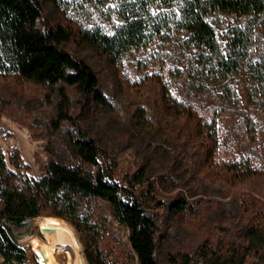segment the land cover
<instances>
[{
    "label": "rangeland",
    "instance_id": "rangeland-1",
    "mask_svg": "<svg viewBox=\"0 0 264 264\" xmlns=\"http://www.w3.org/2000/svg\"><path fill=\"white\" fill-rule=\"evenodd\" d=\"M39 1L43 14L37 26L43 31L58 27L74 31V38L62 47L93 68L100 79L99 92L110 107H101L77 88L67 87L72 119L56 130L52 123L60 99L57 87L38 85L15 75L0 76V159L5 170L16 175V184L24 179L40 180L51 161L84 172L96 171L81 162L71 145V136L83 130L97 140L105 153L99 165L122 186H128L154 218L160 258H174L181 264H204L201 254L207 250H221L233 242L241 244L245 231L264 215V180L233 189L224 187L196 157L191 126L166 111L160 86L146 79L161 76L173 98L195 106L206 122L211 121L219 105L220 90L214 88L201 100L195 97L181 40L164 44L159 39L147 52L126 56L115 71L80 41L82 30L113 33L120 23L115 2ZM220 18L215 26L225 48L228 27L237 24V20ZM251 51L253 58L264 55V29L256 31ZM236 88L240 106L219 123L216 162L222 170L234 161L251 159L258 170H264V115L249 111L244 79L237 80ZM141 110L150 121L144 132L136 122ZM250 115L254 116L255 130L249 127ZM182 199L189 202V208L174 213L173 204ZM85 212L92 226L89 230L80 231L73 222L54 216L9 226L17 245L34 260L37 255L31 249V240L36 238L47 246L38 222L45 217L71 226L87 264L89 252L101 257L104 264H139L131 248L130 231L118 224L110 203L90 200ZM67 251L69 262L74 261L73 247L68 246ZM246 262L264 264L259 256L248 257Z\"/></svg>",
    "mask_w": 264,
    "mask_h": 264
},
{
    "label": "trees",
    "instance_id": "trees-1",
    "mask_svg": "<svg viewBox=\"0 0 264 264\" xmlns=\"http://www.w3.org/2000/svg\"><path fill=\"white\" fill-rule=\"evenodd\" d=\"M107 1L117 4L120 23L113 33L82 30L80 41L117 71L129 54L147 52L159 39L164 44L180 39L195 97L201 100L214 88L220 90L219 105L211 121L206 122L195 106L173 98L161 76L146 79L160 86L166 111L191 126L196 157L224 187L233 189L264 180V170H258L251 159L234 161L222 170L216 162L219 123L240 106L237 80L242 78L246 82L249 111L264 115V55L258 58L251 55L256 31L264 29V0ZM42 14L39 0H0V76L15 75L38 85L57 87L60 99L52 124L58 130L63 122L72 119L67 87L77 88L101 107L110 105L99 92L100 79L93 68L62 47L74 38V31L65 27L41 30L37 23ZM223 16L237 20V24L228 27L225 48L215 26ZM136 122L142 132L150 127L144 110L136 115ZM248 124L255 130L253 115L249 116ZM70 141L81 162L96 171L84 172L51 161L40 180L24 179L16 184V175L6 171L0 159L2 264H24L27 258L9 225L54 216L73 222L80 231L89 230L92 226L85 205L93 199L110 203L116 220L130 231L131 248L139 264H181L174 258H160L154 218L128 186L117 183L116 177L99 165L104 152L97 140L80 130ZM189 206L187 200H177L172 210L181 213ZM242 239L241 244L233 242L221 250H207L201 254L203 263L247 264L248 257L258 256L264 261V215L249 226ZM87 258L90 264H104L101 257L98 259L90 252Z\"/></svg>",
    "mask_w": 264,
    "mask_h": 264
},
{
    "label": "bare ground",
    "instance_id": "bare-ground-1",
    "mask_svg": "<svg viewBox=\"0 0 264 264\" xmlns=\"http://www.w3.org/2000/svg\"><path fill=\"white\" fill-rule=\"evenodd\" d=\"M38 222L46 237L47 246L39 244L36 238H33L30 244L42 264H87L78 236L71 226L64 221L45 217L39 218ZM68 246H72L76 254L72 262L68 259Z\"/></svg>",
    "mask_w": 264,
    "mask_h": 264
},
{
    "label": "built area",
    "instance_id": "built-area-1",
    "mask_svg": "<svg viewBox=\"0 0 264 264\" xmlns=\"http://www.w3.org/2000/svg\"><path fill=\"white\" fill-rule=\"evenodd\" d=\"M115 181H116L117 183L120 184V182H118V180H117L116 178H115ZM120 185H121V184H120ZM118 224L121 225L120 222H118ZM122 226H123V225H122ZM31 249H32V251H34V250H33V247H31ZM37 257H38V256H37ZM37 257H36V260H34V259H32V258H30V257L27 256V258H26L24 264H42L41 261L39 260V258H37ZM46 263H48V262H45V264H46ZM48 264H49V263H48Z\"/></svg>",
    "mask_w": 264,
    "mask_h": 264
},
{
    "label": "water",
    "instance_id": "water-1",
    "mask_svg": "<svg viewBox=\"0 0 264 264\" xmlns=\"http://www.w3.org/2000/svg\"><path fill=\"white\" fill-rule=\"evenodd\" d=\"M46 264H48V263H46Z\"/></svg>",
    "mask_w": 264,
    "mask_h": 264
}]
</instances>
